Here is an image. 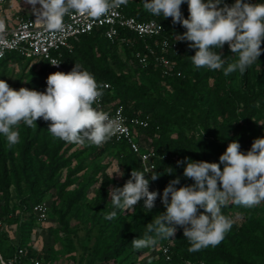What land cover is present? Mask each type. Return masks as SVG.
Wrapping results in <instances>:
<instances>
[{"label":"trees","instance_id":"16d2710c","mask_svg":"<svg viewBox=\"0 0 264 264\" xmlns=\"http://www.w3.org/2000/svg\"><path fill=\"white\" fill-rule=\"evenodd\" d=\"M234 2L225 0L228 5ZM248 2L264 3V0ZM143 4L144 0H128L122 5L123 11L141 22L156 20L173 39L175 34L186 31L179 24L173 25L171 17L152 15ZM181 11L187 18L186 2L181 5ZM120 36L128 42H111L103 30H96L83 36L65 61L73 67L75 63L81 64L98 84L110 86L102 89L105 111L121 107L129 123L134 118H149L147 129H133V132L142 147L145 143L144 151L158 155L151 175L158 173L159 178L152 181L151 175L145 174L150 191L162 195L169 181L177 176L180 177L177 187L194 183L183 176L186 165L178 167V160L188 157L193 161L219 163L220 155L232 141H238L241 151L246 153L255 139L264 138V52L245 73L236 71L225 76L223 69L196 68L190 58L196 50L189 49L187 42L177 41L178 53L170 51L166 57L182 76L169 77L164 66L153 58L146 67H141L135 54L145 53L144 44L136 35L121 31ZM155 41L150 40L151 45L155 46ZM261 47L264 48V42ZM217 51L223 52L222 58L228 63L238 58L227 44ZM157 52L161 54L159 49ZM12 63L26 68V88L45 91L47 77L54 73L46 62L7 54L0 59V80L6 78ZM49 123L41 118L36 121L37 127L31 128L21 122L16 129L20 141L11 148L0 135V258L4 262H10L19 249L27 252V258L50 261L47 253L33 250L31 240L33 229L40 227L33 207L43 203L52 192L60 203L59 208L53 205V211L67 237L76 232L73 220L91 223L86 229L88 238L96 231L88 252L90 264H264V210L259 205L246 208L234 203L221 209L232 221V228L216 247L189 252L190 244L183 236V229L178 227L175 239L157 237L158 259L138 262L150 247L137 250L131 241L143 238L146 225L166 209L158 198L151 212H145L143 201L134 211L114 209L108 190L122 187L133 169L143 172L140 156L113 139L96 146L53 138L47 129ZM113 158L123 168L124 175L119 179L107 173ZM169 167L173 168L171 174L167 173ZM91 193H94L92 199ZM112 211H117V218L105 219ZM11 230L18 243L7 247ZM165 244L171 246V262L159 251Z\"/></svg>","mask_w":264,"mask_h":264},{"label":"clouds","instance_id":"9594fccd","mask_svg":"<svg viewBox=\"0 0 264 264\" xmlns=\"http://www.w3.org/2000/svg\"><path fill=\"white\" fill-rule=\"evenodd\" d=\"M185 2L189 11L187 18L181 11ZM27 3L32 6L38 23L50 31L63 32L64 17L71 12L99 19L113 8L126 5L128 0H27ZM143 6L154 16L171 17L173 25L179 24L186 30L175 34V41L187 42L189 49L196 50L190 57L196 68L223 69L225 76L236 71L243 74L264 52L261 47L264 3L235 0L228 5L225 0H144ZM3 30L4 24L0 22V32ZM225 44L238 57L232 63L222 58V51H217ZM59 64L51 61L53 66ZM46 84L45 91L23 87L15 90L0 80V135L6 138L9 148L20 141L16 129L21 122L36 128V121L41 118L50 122L47 129L53 138L80 145L88 142L101 146L124 130L122 115L112 117L99 106L93 107L103 96L105 86L98 84L81 64L75 63L67 73H51ZM182 165H186L183 176L194 183L177 187L180 184L177 176L169 181L162 195L150 191L145 172L135 169L122 187L109 188L114 209L134 211L143 201L145 212H151L158 196L166 209L146 225L143 238L131 241L134 249L155 246L157 237L175 239L178 227L183 229V236L190 244L189 252L216 247L232 228V221L221 212L222 207L234 203L252 208L264 202V138L255 139L246 153L241 151L238 141H232L220 155L219 163L185 157L177 161L178 167ZM172 172L173 168L169 167L167 173ZM116 175L124 174L119 170ZM159 176L154 173L151 180L156 181ZM114 218L117 211L105 216L108 220ZM0 264H4L2 258Z\"/></svg>","mask_w":264,"mask_h":264},{"label":"built area","instance_id":"2783aa9c","mask_svg":"<svg viewBox=\"0 0 264 264\" xmlns=\"http://www.w3.org/2000/svg\"><path fill=\"white\" fill-rule=\"evenodd\" d=\"M8 1L0 0V22L4 24V30L0 32V59H3L7 54H16L26 60H42L46 62L52 72H69L73 66L69 65L65 58L74 52V47L80 39L89 35L96 30H103L104 36L111 42L120 40L121 43H126L127 38L121 37V31H128L136 35L144 44V52L135 54L141 67H146L150 58L160 63L165 68V75L182 76L181 72L176 71L171 60L166 57V53L173 51L178 53V42L167 34L166 28L156 20L141 22L134 17L127 16L123 11V6L119 5L113 8L108 15L99 19L82 16L78 13L71 12L64 17L65 29L63 32H53L46 28L43 23L36 21V16L33 17H12L8 11ZM150 40H156L155 46L151 45ZM161 51L159 55L157 50ZM56 60L59 66L51 65V61ZM108 89L109 85H104ZM105 111L103 96L94 104ZM108 112L112 117L118 113L123 116L124 130L113 136V139L118 144H126L133 153L138 154L141 158V166L143 172L147 176L155 170V160L158 155L149 150H143L133 132V129H147L150 125L149 118H134L129 123L124 111L121 107L115 108ZM158 202L162 205V201L158 196ZM33 212L39 226L44 225L49 219V207L43 202L33 207ZM2 222L0 221V228ZM159 251L167 262L172 261L171 246L169 244L161 245ZM27 252L24 249H19L17 254L11 259L10 264H47L43 259L27 258ZM4 264H9L4 262ZM187 264H194L187 262ZM205 264V263H200Z\"/></svg>","mask_w":264,"mask_h":264},{"label":"rangeland","instance_id":"374dc122","mask_svg":"<svg viewBox=\"0 0 264 264\" xmlns=\"http://www.w3.org/2000/svg\"><path fill=\"white\" fill-rule=\"evenodd\" d=\"M36 7L39 8L40 6L36 5ZM7 8L10 16L14 18L17 16H36L32 10V6L27 3V0H9ZM25 65L26 63L24 62L23 67ZM33 65L34 63H32L29 68L27 67V69L29 70ZM23 67L16 63H12L9 67L8 74L4 79L10 87L15 90H19L22 87L26 88L24 77L27 70H25L26 68L23 69ZM143 147L146 148L145 143L143 144ZM119 170L123 172V168L118 164V161L113 158L107 173L113 178L119 179L121 176L116 175L119 174ZM66 172L67 171L63 173V179L66 177ZM93 197L94 193H91L90 198L92 199ZM57 201L56 194L52 192L47 195V199L44 201L49 207V214L51 213V216L44 225L33 229L31 240L33 250L38 253H47L50 258V261H47V264H90L88 252L92 247L96 231H94L88 238L86 229L91 227V223L89 222L86 224L78 220H73L72 226L75 227L76 232L67 237V235L62 232L58 218L53 211L54 204L59 208L60 203ZM1 206L2 203L0 202V207ZM259 206L264 210V202H261ZM10 232V242H7V247L10 244L18 243L17 236L13 234V230ZM158 247L159 245L157 244L150 247L149 252L141 256L138 262L146 263L158 259Z\"/></svg>","mask_w":264,"mask_h":264}]
</instances>
